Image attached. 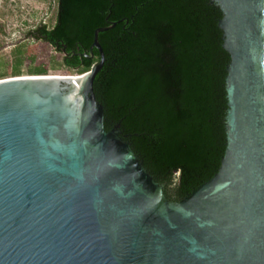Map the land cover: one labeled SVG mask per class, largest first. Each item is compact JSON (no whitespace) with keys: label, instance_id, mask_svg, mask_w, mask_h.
I'll use <instances>...</instances> for the list:
<instances>
[{"label":"water","instance_id":"1","mask_svg":"<svg viewBox=\"0 0 264 264\" xmlns=\"http://www.w3.org/2000/svg\"><path fill=\"white\" fill-rule=\"evenodd\" d=\"M212 1L226 148L178 202L104 129L92 86L108 28L84 74L0 79V264H264V0Z\"/></svg>","mask_w":264,"mask_h":264},{"label":"trees","instance_id":"2","mask_svg":"<svg viewBox=\"0 0 264 264\" xmlns=\"http://www.w3.org/2000/svg\"><path fill=\"white\" fill-rule=\"evenodd\" d=\"M54 17L51 27L39 23L25 35L60 55L62 68L75 75L100 59L91 49L94 33L108 28L98 33L104 62L92 86L104 129L119 131L165 195L178 202L213 179L226 148L230 62L219 6L212 0H56ZM13 49L11 77H19L23 52L21 45ZM45 54L42 46L39 57H30L35 64L26 75L67 76L49 70L56 57Z\"/></svg>","mask_w":264,"mask_h":264},{"label":"rangeland","instance_id":"3","mask_svg":"<svg viewBox=\"0 0 264 264\" xmlns=\"http://www.w3.org/2000/svg\"><path fill=\"white\" fill-rule=\"evenodd\" d=\"M55 8L56 0H0V30L4 32V35L0 34V79L11 77L14 63L12 51L16 45H21L23 52L21 71L24 75L22 76H27L29 66H34L35 63H30V57L33 55L39 57L42 46H44V55L47 50L49 55L56 57L54 63L47 64L49 70L56 69L61 70L63 75H75L74 72L62 68L60 55L54 53L47 45L25 35L39 23L51 27L55 20ZM49 73L48 75L56 74Z\"/></svg>","mask_w":264,"mask_h":264},{"label":"bare ground","instance_id":"4","mask_svg":"<svg viewBox=\"0 0 264 264\" xmlns=\"http://www.w3.org/2000/svg\"><path fill=\"white\" fill-rule=\"evenodd\" d=\"M47 76H57V77H60V78H71L73 75H67V76H62V75H47ZM22 77H27V76H22Z\"/></svg>","mask_w":264,"mask_h":264}]
</instances>
